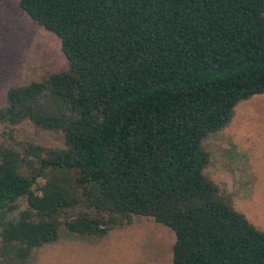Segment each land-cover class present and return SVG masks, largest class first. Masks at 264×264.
I'll use <instances>...</instances> for the list:
<instances>
[{"label": "trees", "instance_id": "16d2710c", "mask_svg": "<svg viewBox=\"0 0 264 264\" xmlns=\"http://www.w3.org/2000/svg\"><path fill=\"white\" fill-rule=\"evenodd\" d=\"M18 5L60 39L68 67L9 87L0 107V264L134 215L174 232L172 264H264V230L215 196L201 146L264 93V0ZM26 120L63 144L17 139Z\"/></svg>", "mask_w": 264, "mask_h": 264}, {"label": "rangeland", "instance_id": "374dc122", "mask_svg": "<svg viewBox=\"0 0 264 264\" xmlns=\"http://www.w3.org/2000/svg\"><path fill=\"white\" fill-rule=\"evenodd\" d=\"M68 67L60 39L33 21L18 0H0V107L11 86L41 80ZM3 125L0 124V143ZM19 140L61 146V132L36 128L23 121L16 126ZM208 154L203 174L217 187L215 196L264 230V93L238 102L228 124L201 142ZM28 163L22 172L29 173ZM44 182L37 179L36 188ZM17 212L27 207L17 202ZM1 223V222H0ZM174 232L151 217L133 216L102 237L62 236L36 248L27 264H172Z\"/></svg>", "mask_w": 264, "mask_h": 264}]
</instances>
